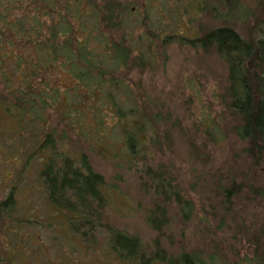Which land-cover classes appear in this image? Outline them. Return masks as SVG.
<instances>
[{
	"label": "rangeland",
	"instance_id": "374dc122",
	"mask_svg": "<svg viewBox=\"0 0 264 264\" xmlns=\"http://www.w3.org/2000/svg\"><path fill=\"white\" fill-rule=\"evenodd\" d=\"M118 1L127 11L121 17L122 33L151 65L143 72L122 73L120 79L125 86L121 88L127 87L129 92L122 95L121 91H114L119 88L104 86L98 90L100 95L78 104L84 92L74 93L68 68L49 70L51 73L45 75L46 84L62 91L60 110L48 111V123L67 136L63 139L69 148L66 153H85L93 170L104 178L106 202L101 227L87 236L85 231L66 223V213L61 219L57 208L46 201L40 178L45 159L41 157L33 160L16 186L25 161L43 139L39 127L43 124L29 127L22 134L3 130L2 127H11L12 120L0 108V202L11 192L16 200L12 217L0 222V264H127L111 249L107 226L138 237L151 254L160 248L174 257L195 254L205 264H250L255 260L254 233L264 225V199L253 198L247 190H264V164H255L242 153L243 144L237 142L220 116L223 64L215 56L203 53L196 44H190L219 26L209 14L200 11L208 0ZM241 1L247 10L257 8L255 0ZM219 2L212 0L213 4ZM25 9L24 3L15 15H22ZM120 36L113 35L112 39L120 41ZM92 45L98 47L95 42ZM15 52L26 57L34 54L32 47H17ZM111 93L124 107L152 117L138 152L153 157L151 164L155 167L171 166L182 189L181 201L177 203L174 198L166 205L165 221L159 216L155 218L158 227L148 221L155 196L142 191L122 130L116 124V116L108 111L107 96ZM65 101L73 104V119L65 117ZM155 115L169 117L171 121L155 123ZM133 121L129 117L128 123ZM70 122L80 125L74 127ZM221 127L225 132L216 141L215 132ZM80 129L93 139L80 143ZM157 133L162 146L153 149L150 137ZM192 138L190 148L187 142ZM195 149L202 155L200 158L198 153H192ZM232 173L239 183H245V190L234 200L230 212L225 213L214 190L217 179L222 181V190L228 189L227 179ZM158 201L163 203L161 206L166 203ZM185 210L190 212L189 217Z\"/></svg>",
	"mask_w": 264,
	"mask_h": 264
},
{
	"label": "trees",
	"instance_id": "16d2710c",
	"mask_svg": "<svg viewBox=\"0 0 264 264\" xmlns=\"http://www.w3.org/2000/svg\"><path fill=\"white\" fill-rule=\"evenodd\" d=\"M23 1L26 5L24 13L15 15L17 8L24 5ZM255 2L257 8L250 11L241 0H220L218 5L212 0L206 1L205 8L201 7L200 11L206 16L209 14L211 21H216L219 26L207 30L190 44H196L203 53L215 56L223 64L225 74L220 80V116L230 126L228 131L237 142L243 144L242 153L255 164H264V0ZM18 3L20 6L17 7ZM0 11V108L12 120L11 127L2 129L17 130L22 134L29 127L40 122L43 124V127L39 126L43 139L37 142L25 161L16 186L23 180L33 160L38 157L45 159L40 178L46 201L57 208L62 220L66 213V223L90 236L102 223L106 202L104 178L93 170L85 153L79 156L66 153L69 148L63 139L67 136L64 132L61 135L48 123V111L60 110L62 91L46 84L45 75L56 68H68L67 73L76 89L74 93L80 95L84 92L78 101V104H83L84 99L100 95L98 90L104 86L119 88L114 91L127 94V87L121 88L125 86L120 79L122 73L146 71L151 67L150 62L128 44L125 33H122L121 17L127 11L118 0H0ZM117 34H121L120 41L112 39ZM94 42L98 47L92 45ZM17 47L21 50L32 47L34 54L27 57L17 54ZM112 93L107 96L108 111L111 116H116V124L122 130L131 166L137 169L142 191L155 196L156 202L149 210L148 221L158 227L160 225L156 224L155 218L166 217V205L172 199L175 198L177 203L181 201L182 189L171 166L161 164L155 167L151 164L153 157L141 150L138 152L139 144L145 141L144 129L152 124V117L138 109L124 107ZM66 101L65 117L73 119V104ZM129 117L134 121L128 123ZM153 120L158 124L171 121L169 117L159 115H155ZM70 125L75 127L80 122H70ZM81 132L78 133L80 143L93 139L83 130ZM224 132V128H219L215 132L218 135L215 140ZM193 142V138L188 140L190 148ZM150 143L153 149L161 148L158 133L150 137ZM196 149L193 154L198 153ZM201 156L198 153L197 157ZM227 180L228 189L222 190V181L217 179L214 190L225 213L230 212L234 200L245 190V183H239L233 173ZM247 191L253 198L264 199L262 189L250 187ZM158 200H166L165 205L161 206L163 203ZM15 208L16 200L11 192L0 202V222L11 218ZM184 214L189 217L190 212L185 210ZM107 228L111 249L127 264L206 263L195 254L174 257L160 248L153 254L148 253L138 237ZM253 239L255 260L250 264H264V225L256 230Z\"/></svg>",
	"mask_w": 264,
	"mask_h": 264
}]
</instances>
